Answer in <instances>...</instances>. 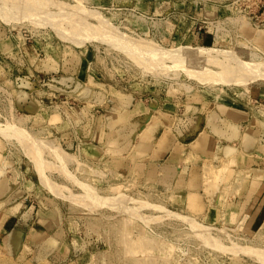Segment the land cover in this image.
Listing matches in <instances>:
<instances>
[{
    "label": "rangeland",
    "instance_id": "rangeland-1",
    "mask_svg": "<svg viewBox=\"0 0 264 264\" xmlns=\"http://www.w3.org/2000/svg\"><path fill=\"white\" fill-rule=\"evenodd\" d=\"M242 20L264 0H0V264H264L262 160L206 135L264 88Z\"/></svg>",
    "mask_w": 264,
    "mask_h": 264
},
{
    "label": "crops",
    "instance_id": "crops-1",
    "mask_svg": "<svg viewBox=\"0 0 264 264\" xmlns=\"http://www.w3.org/2000/svg\"><path fill=\"white\" fill-rule=\"evenodd\" d=\"M236 33L245 39L247 42L251 43L257 49L264 51V21L253 22L249 20H242L236 26ZM193 45H205L208 42L214 40L213 29L209 28H200L195 29L192 34L189 35V39ZM254 102L255 109L244 110V109H235L230 106L227 108L239 112L240 118L233 119L221 111V106L217 108V112H212L208 116L206 134L209 137L211 145H216L222 149L225 154L226 147L240 148L243 152L246 151V154H250L251 157L254 155L259 158L260 161H253L258 168L256 169L258 173H263V179L258 183L257 193L264 191V131L256 130V133L249 135V132H255V129H259V124L261 121H264V88L259 90L258 93H255L251 96ZM225 106V105H222ZM251 125V126H250ZM246 139V140H245ZM245 142L247 143H244ZM246 144V145H245ZM169 161V163H168ZM182 160L174 157V153L168 154L165 156L163 166L161 167L160 172L162 173L161 182L165 185H170L175 183L180 177V172L178 171V165ZM150 170V169H149ZM148 170L149 178H152L156 173V167ZM245 190V189H244ZM248 191V192H247ZM246 194L250 197L251 190L247 189ZM246 201H250L249 198ZM243 203V202H242ZM21 208V207H20ZM248 210V209H247ZM264 206L260 208L257 215L256 221L261 216ZM20 211V209H19ZM38 212V211H37ZM36 211L30 209L26 215L17 216L18 212L15 215H12L6 223L4 228L7 232L10 231L8 240L5 242L11 250L17 253H21L27 243L28 229L31 223L34 221ZM19 218V219H17ZM14 221V223L12 222ZM13 223V228H8L9 224ZM256 223V222H255ZM18 239V242L15 244V239Z\"/></svg>",
    "mask_w": 264,
    "mask_h": 264
}]
</instances>
